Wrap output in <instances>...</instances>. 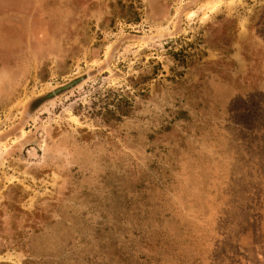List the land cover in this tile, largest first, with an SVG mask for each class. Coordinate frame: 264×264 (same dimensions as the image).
Segmentation results:
<instances>
[{
    "label": "rangeland",
    "instance_id": "1",
    "mask_svg": "<svg viewBox=\"0 0 264 264\" xmlns=\"http://www.w3.org/2000/svg\"><path fill=\"white\" fill-rule=\"evenodd\" d=\"M0 264H264V0H0Z\"/></svg>",
    "mask_w": 264,
    "mask_h": 264
}]
</instances>
